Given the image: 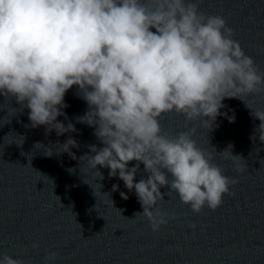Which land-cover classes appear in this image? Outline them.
Segmentation results:
<instances>
[{
    "label": "clouds",
    "instance_id": "1",
    "mask_svg": "<svg viewBox=\"0 0 264 264\" xmlns=\"http://www.w3.org/2000/svg\"><path fill=\"white\" fill-rule=\"evenodd\" d=\"M234 35L225 18L201 11L198 0H0V96L15 100L20 112L28 109L32 128L62 136L76 131L57 119H67L64 98L75 87L87 104L77 122L93 128L102 145H91L93 155L80 162L108 168L110 178L134 190L143 209L134 217L147 218L156 232L175 219L157 206L166 195L161 188L195 213L205 206L216 210L233 195L230 186L238 181L198 147L197 127L169 136L161 118L175 113L210 131L220 115L235 120L221 113L225 99L264 92V71ZM252 115L264 142V111ZM55 146L62 149L57 154L77 159L71 149L79 145L71 136ZM231 148L218 154L243 172L244 159ZM53 152L49 146L45 154ZM141 164L147 177L136 182ZM57 257L49 252L44 264ZM0 264L24 261L3 254Z\"/></svg>",
    "mask_w": 264,
    "mask_h": 264
}]
</instances>
